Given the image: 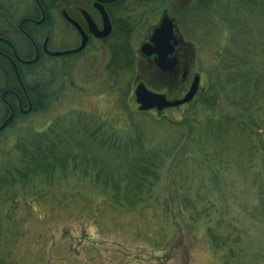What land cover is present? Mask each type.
<instances>
[{"label":"rangeland","instance_id":"rangeland-1","mask_svg":"<svg viewBox=\"0 0 264 264\" xmlns=\"http://www.w3.org/2000/svg\"><path fill=\"white\" fill-rule=\"evenodd\" d=\"M232 2L228 6L227 0L194 1L203 13L179 25L180 35L190 51L181 61V65L187 64V79L181 81L179 77L177 84L159 80L152 59L147 60L150 57L141 54L140 49L152 38L146 35V30L155 23L145 24L142 29L136 21L126 25L128 33L113 32L107 47L92 48L70 67L63 62L42 61L31 71L23 70L26 84L32 86L39 81L46 84L48 104L36 114L18 118L14 129L0 136V178L18 168L19 155L14 145L26 131L47 134L57 128L62 134L76 133L77 120L101 119L107 124L101 131L97 128L103 136L94 143L99 154L109 150L106 141L110 132L125 120L123 107L130 103L138 110L134 94L139 85L172 102L181 100L194 78L199 77L195 95L198 98L215 81L216 74L221 81L225 79L226 56L243 53L242 49L248 55L256 52L264 55V0H254L250 5L241 0ZM35 11L33 0H0V31L8 29L1 15L17 27L22 16L33 15ZM9 39L16 46L22 42L13 32ZM3 86L0 75V89ZM223 99L219 94V101ZM221 107L230 117L255 120V116L247 117L226 104ZM182 112L180 107L165 110L162 115L180 119ZM4 116L6 112L0 106V122ZM100 141L106 145H100ZM73 147L78 146H59L56 150L76 153ZM66 165L69 169L74 166L75 171L56 172L49 179L40 175L26 178L4 197L11 201L0 208V264L217 263L205 241L207 224L191 222L190 213L176 202L181 192L177 191L168 167L152 189V201L128 210L113 205L109 194L96 186V178L90 176L91 170L81 160ZM210 195L217 199L219 194ZM258 220L246 225L240 264H264V218L259 223Z\"/></svg>","mask_w":264,"mask_h":264},{"label":"trees","instance_id":"trees-1","mask_svg":"<svg viewBox=\"0 0 264 264\" xmlns=\"http://www.w3.org/2000/svg\"><path fill=\"white\" fill-rule=\"evenodd\" d=\"M242 52L224 58L225 79L221 81L216 74L203 94L181 107L180 119L140 113L130 103L125 105V120L110 132L107 145L99 142L109 149L99 154L94 143L103 136L97 128L101 131L107 124L101 119L77 120L76 133L62 134L52 128L47 134L26 131L18 136L14 149L19 166L0 178V208L11 201L4 198L7 193L26 178L40 175L49 179L56 172L75 171L74 166L69 169L66 164L81 160L115 207L134 210L152 201V189L168 167L181 192L176 202L190 213L191 222L207 224L205 241L218 259L215 264H240L246 225L264 218V55ZM39 64L18 66L19 74L24 78L23 70L31 71ZM0 74L5 78L0 92L9 89L21 93L9 63L1 56ZM45 85L42 81L32 86L25 83L32 106L27 116L48 104ZM219 94L225 97L222 103ZM221 104L247 117L253 115L255 120L230 117L220 110ZM10 105L15 117L0 136L13 130L18 118L27 117L17 113L11 98ZM68 145H77L73 147L76 153L59 151ZM225 192L231 195L225 197ZM212 193L219 194L218 198L214 199Z\"/></svg>","mask_w":264,"mask_h":264},{"label":"flooded vegetation","instance_id":"flooded-vegetation-1","mask_svg":"<svg viewBox=\"0 0 264 264\" xmlns=\"http://www.w3.org/2000/svg\"><path fill=\"white\" fill-rule=\"evenodd\" d=\"M194 1L33 0L36 11L33 12V15L26 14L22 16L17 27L13 26L6 16L1 15L7 23L8 29L0 31V48L2 49V51L0 50V56L9 63L14 81L21 92L19 94L9 89L0 92V106L6 112L4 118H7L11 111L15 116L14 107L10 105V98L16 103V111L20 115H26L23 113L30 103L25 87V75L22 78L18 66L30 67L39 61L40 63L43 61L44 64L63 62L70 67L76 58L81 57L92 48L107 47L114 33H128L129 30L126 25L132 21H136L137 26H141L142 29L145 24L155 23L146 30V35L149 36L150 34L151 37L164 22H168L172 26L171 32L176 40V45H173L172 57H168L167 60L170 61L175 57L174 68L171 71L162 73L155 54L146 59H152L151 62L157 69V74L159 72V80H165L168 85L177 84L179 77H181V81L186 80L187 64L181 65V61L186 59L190 47L181 37L179 25L182 21L195 19L201 11L203 13V9L194 5ZM241 1L248 2V5L254 3V0ZM227 3L230 6V3L234 2L227 0ZM103 13L110 28L107 36H104V30H107L108 27L105 24ZM11 32L19 35L24 45L20 42L17 47L9 39ZM149 44L150 39L143 46ZM171 44L173 43L171 42ZM33 60H36L35 63L26 64ZM15 69L23 87L15 74ZM1 77L4 82L5 78L2 75Z\"/></svg>","mask_w":264,"mask_h":264},{"label":"water","instance_id":"water-1","mask_svg":"<svg viewBox=\"0 0 264 264\" xmlns=\"http://www.w3.org/2000/svg\"><path fill=\"white\" fill-rule=\"evenodd\" d=\"M105 19V24L107 25V30H104V36L108 35L110 32L109 24L107 23L105 14L103 13ZM172 26L168 22H164L158 30L154 32L152 38L150 39V44L143 46L141 49V54L145 57H151L153 54L157 57V63L159 64V69L162 73L171 71L175 66V57L172 60L168 61V57L173 55V45H176V40L172 36ZM171 42L173 44H171ZM83 48V47H82ZM58 56V55H54ZM36 60H33L28 65L35 63ZM15 74L19 79L18 73L15 69ZM20 83L21 80L19 79ZM22 86V83H21ZM23 87V86H22ZM199 87V77H195L192 85L189 88L188 93L178 101H167L165 96L160 94H154L149 92L144 85H139L135 90V102L138 105V112L147 113L152 110L157 111L158 113L163 112L167 109H174L181 107L183 105L189 104L197 94ZM27 111L23 114H28L31 111L30 104ZM13 111L9 118L0 126V132L3 131L12 121Z\"/></svg>","mask_w":264,"mask_h":264}]
</instances>
